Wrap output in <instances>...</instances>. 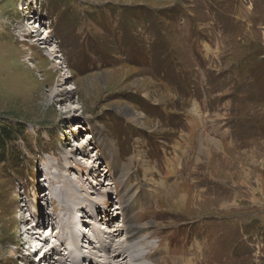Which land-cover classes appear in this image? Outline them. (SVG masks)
Masks as SVG:
<instances>
[{
  "label": "rangeland",
  "instance_id": "1",
  "mask_svg": "<svg viewBox=\"0 0 264 264\" xmlns=\"http://www.w3.org/2000/svg\"><path fill=\"white\" fill-rule=\"evenodd\" d=\"M0 123L20 131L0 264H46L29 213L75 222L83 255L98 232L125 247L132 217L144 263L264 264V0H0ZM19 240L38 245L17 257ZM57 247L50 264H71Z\"/></svg>",
  "mask_w": 264,
  "mask_h": 264
},
{
  "label": "bare ground",
  "instance_id": "2",
  "mask_svg": "<svg viewBox=\"0 0 264 264\" xmlns=\"http://www.w3.org/2000/svg\"><path fill=\"white\" fill-rule=\"evenodd\" d=\"M31 22H34V23H32V24H30L29 25V27H34V24L36 25V21H34V20H32ZM38 29H40V28H38ZM38 29H37V32H38ZM47 30H44L45 32H44V38L41 40V38H37V39H35V40H32V41H36L37 42V46H39V45H41V44H44L46 41H47V39H48V37H49V35L51 34V30L49 29V28H46ZM32 32H34L33 30H32ZM36 32V31H35ZM40 37V36H39ZM22 41H26V40H22ZM31 41V42H32ZM41 41H43V43H41ZM34 47V46H33ZM50 52H53V51H50ZM55 63H57V64H59L60 62L59 61H57V62H55ZM73 89H74V87H73ZM61 102L62 103H65V102H68V98H61ZM208 143H210V142H208ZM106 146V145H105ZM125 179H126V175H124V173H122L121 175H119L118 176V180H120L122 183H124L125 182ZM125 184V183H124ZM57 192L55 191H52V194L50 193V196H51V199H52V201L54 200V198H55V200H58V199H63L64 198V196H63V193H62V191L60 190V187L59 186H57ZM38 192H40V190L38 191ZM45 193H43V195H44ZM93 194V193H92ZM136 194V192L134 193V194H130V191H129V188H126L125 190H123V201H122V204H123V208H125V213H127V215H128V212H129V214L131 213V211H130V208H131V205L133 206V204H132V200H133V198H134V195ZM42 197V196H41ZM42 199H43V197H42ZM33 200V199H32ZM35 201V200H34ZM91 205H92V207L94 208L95 206L94 205H96V204H94V203H90ZM121 204V205H122ZM31 207L34 209V207H35V204H31ZM126 207H128L127 209H126ZM121 208V207H120ZM74 210H76V207L74 208ZM74 210L72 211V214H73V212H74ZM93 210H95V209H93ZM116 213V212H115ZM124 213V214H125ZM30 214V213H29ZM72 214L71 215H69L68 217H70L71 216V218H72ZM105 214V212L103 213V214H99L98 212H97V215L98 216H101V215H104ZM94 217H96V215L94 216ZM91 219H93V217H90ZM105 218H106V216H105ZM24 219V218H23ZM45 220H48L47 218H44ZM52 220V218H49V220ZM25 220H27V218H25ZM25 220H23V221H25ZM38 221H39V218L37 219ZM50 220V221H51ZM104 221H105V219H104ZM89 223V227L87 228L88 230H87V232L89 231V228H92V229H96V226H97V223H95L94 221L91 223V222H88ZM125 231H126V233H124V235L126 236V242H127V245L125 246V247H121L120 248V250L118 251H114L113 250V246L111 245V243H107L106 244V239L104 238V239H99V232H98V235H97V240H94L93 241V239L90 241V240H88L87 241V246L89 247V246H91V245H94V243H100V244H98V246L97 245H94L93 246V250H91V254L89 253V255L88 254H82L83 253V251H82V253L80 254V253H78V251H80L81 252V248L82 247H84L83 246V243H84V241L83 240H80V242H81V244H80V242H79V244H78V242H77V239H78V236H77V234H74L73 235V239H75V241H76V244H67V245H70V246H73V248H72V251H65V248L63 249V251L66 253H68L69 255H70V257H71V261H72V263L71 264H80V262L79 261H77L76 262V259H74V257L76 258V256L78 257V259L80 260V259H82V260H84V263L85 264H96L97 262H99V264H103L102 263V261H105L104 262V264H106V261H109L110 260V258H111V261H118V260H123V261H127L128 262V264H147V263H144V261H148L151 257H149L150 256V254H149V256H144V255H141L142 253H145L146 251H143V252H137L136 254H133L134 252H136V250L138 249V243L139 244H141V241H140V237L139 236H144V239H146L145 238V233H147L146 231H147V228L144 226V225H142V226H139L135 221H134V219L131 217L130 219H126L125 218ZM53 224H55L54 222H53ZM52 224V225H53ZM31 224L29 225V226H27V227H24V234H27L28 235V231H29V229L31 228ZM67 226V227H66ZM58 228H60V232H62L63 234H65V235H67L71 230L72 231H74V227H75V222H73V224H71V225H68L67 223H64V221H62V219L61 218H59V220H58V226H57ZM144 228V229H143ZM30 232V231H29ZM56 232V231H55ZM55 232H52V234H54ZM90 232V231H89ZM89 232H88V234H89ZM106 233H108V236H109V238H110V235L111 234H113L112 232H108V231H105ZM117 233V232H116ZM23 234V235H24ZM30 234H33V235H36L37 237L38 236H41L37 231H31V233ZM90 235H92V233H90ZM114 235V234H113ZM112 235V236H113ZM31 238V237H30ZM39 238V237H38ZM113 239V238H112ZM143 239V238H142ZM18 240V239H17ZM139 240V242L137 243V241ZM147 240H148V238H147ZM32 242V245L30 246V243ZM147 242V241H146ZM145 241H143V243L142 244H144V243H146ZM17 243L18 244H16L17 246L15 247V248H17V249H15V256H17L19 253H20V249L22 248V246H25V245H28L29 246V249L30 248H35L36 249V246L38 245V243L35 241V240H31L30 241V243L28 242V241H26V240H23L22 242H20V240H19V242L17 241ZM29 243V244H28ZM53 243V242H52ZM113 243V242H112ZM49 243H47L45 246H47ZM58 246V245H57ZM57 246H55V247H52L51 249H49V250H47L45 253H44V255H43V257H42V262H46V264H50V254L52 253V252H54V251H56L57 249L56 248H58ZM112 247V255H110L111 253H109V251H107L106 249H108L109 247ZM140 248V247H139ZM84 250V249H83ZM132 250H133V252H132ZM141 250V249H140ZM138 251V250H137ZM100 252V253H99ZM158 253H162V249H160V248H158ZM120 254L122 255L123 254V256H120ZM81 255V256H80ZM106 255L109 257V258H107L106 257ZM110 255V256H109ZM32 255H30V257H31ZM18 257V256H17ZM58 258V257H57ZM147 258H149V259H147ZM55 260V259H54ZM93 260V261H92ZM56 262H57V264H63V262L60 260V258L58 259V260H56ZM114 262H112V263H114ZM118 263V262H117ZM158 263V262H157ZM188 263V262H187ZM187 263H184V262H182V263H180V264H187ZM56 264V263H55ZM172 264H176V262L174 263V262H172ZM189 264V263H188Z\"/></svg>",
  "mask_w": 264,
  "mask_h": 264
},
{
  "label": "trees",
  "instance_id": "3",
  "mask_svg": "<svg viewBox=\"0 0 264 264\" xmlns=\"http://www.w3.org/2000/svg\"><path fill=\"white\" fill-rule=\"evenodd\" d=\"M18 133H20V131L17 130V127H11L3 124L1 125L0 123V162L3 163L8 160L11 152L8 145L13 144L16 141ZM33 217L38 219L34 215ZM80 235L84 236L85 234L81 232Z\"/></svg>",
  "mask_w": 264,
  "mask_h": 264
}]
</instances>
